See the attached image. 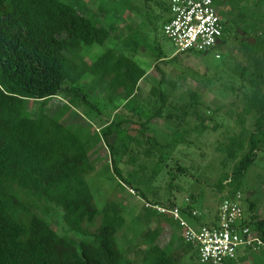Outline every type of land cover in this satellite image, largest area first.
Returning <instances> with one entry per match:
<instances>
[{
	"label": "trees",
	"instance_id": "16d2710c",
	"mask_svg": "<svg viewBox=\"0 0 264 264\" xmlns=\"http://www.w3.org/2000/svg\"><path fill=\"white\" fill-rule=\"evenodd\" d=\"M90 1L93 0H0V264H183L182 259L189 251L199 260L197 251L179 231L181 247L174 246L175 240L166 246L156 242L165 223L179 226L169 214L159 213L155 208L145 209L146 222L156 218V228L146 233V248L138 250L134 258L129 257L118 240L126 222L123 205L108 200L100 208L95 203L87 179L95 169L94 152L82 132L73 129L72 122H65V116L82 108L87 111L84 114L87 118L94 117V112L102 118L104 109L109 112L112 109L114 116L99 130V141H104L110 157L117 153L111 158L116 177L124 186L139 191L151 205L182 206L183 215L192 220L191 210L198 209L195 202L190 199L184 207L185 201L179 203L173 191H169L167 199H149L143 189L148 178H140L135 171L124 174L120 164L127 157L128 164L137 165L144 152L139 142L130 147L136 140L128 133L132 131L129 127L138 124L143 130H139L142 140L146 136L149 145L154 141L151 152L160 164L168 165L172 150L190 142L185 137L189 131L185 126L191 111L198 112L200 102L173 104L162 88L163 78L150 92L155 102H161L159 107L149 110L151 103L143 106L135 103L139 84L147 74L135 60L139 33L128 25L114 34L119 19L112 26L104 22L113 16L124 17L130 1L96 0L95 12L86 14L84 9ZM168 1V4L156 1L162 14L157 13L153 21L163 25L168 21L171 0ZM244 1L248 3V0H216L224 20V35L216 48L226 45L227 34L234 30L245 54L237 71L244 101L239 120L245 115H257L254 130L247 132L248 136L231 138L220 147L226 153L225 161L234 162L232 172L221 174L216 184L219 192L225 186L230 190L223 200L242 191L248 171L264 150V13L256 11L264 0H255L256 10L252 12ZM111 39L121 41L123 48L110 47L92 62L82 55L84 47L103 45ZM202 53L206 52H179L170 61L178 60L180 55ZM160 60L162 55L157 58ZM87 77H91L90 81L82 84ZM167 83L173 85L171 80ZM196 95L194 92L192 97ZM59 96L69 98L65 100L63 115L42 109L32 116L29 108L32 101L44 106ZM120 100L124 102L120 109L126 112L115 108ZM166 106L180 108L179 114H165ZM163 117L173 124L170 125L173 136L166 143L147 132L150 122ZM195 117H200V125L207 129V118L200 114ZM115 134L126 135L118 147L109 140ZM176 167L177 172L170 173L171 190H181L175 182L180 174H185L180 163ZM155 173L158 175L160 168ZM241 203L243 224L263 244L257 250L245 249L244 254L227 264H264V216L256 212L247 216L254 208L249 196L243 195ZM55 215L59 216L63 232L50 221ZM98 219L100 224L93 228ZM196 219L204 220L202 216Z\"/></svg>",
	"mask_w": 264,
	"mask_h": 264
},
{
	"label": "rangeland",
	"instance_id": "374dc122",
	"mask_svg": "<svg viewBox=\"0 0 264 264\" xmlns=\"http://www.w3.org/2000/svg\"><path fill=\"white\" fill-rule=\"evenodd\" d=\"M129 10L126 11L124 17L113 16L107 18L104 22L108 26H112L114 21L119 19L116 25L115 33L119 28L132 25L133 29L139 33L137 40L139 42V51L135 55L137 63L147 70V75L140 82V92L137 95L136 101L140 106L151 103V107H159L161 102H155L153 95L150 97L151 88L158 86L163 81L162 88L169 94L170 102L173 104H184L198 100V112L191 111L188 118L186 128L189 130L185 133L188 141L187 144H179L169 154L171 158L168 165L160 164L158 157L152 150L155 143L149 145L146 136L141 137L140 127L138 124L130 125L133 134L134 147L138 142L139 147L143 148V154L138 158L137 165L128 164L127 157L120 164L124 174L128 171H135L140 173V178L147 177L146 187H143L149 199L161 198L167 199L169 191L176 195L178 202L182 203L186 198L191 199L198 206V210L202 213V217L207 223L214 220L218 212V207L223 198L229 193L228 186L222 192L216 188L217 181L221 174H230L233 170L234 162H227L226 153L220 150L221 146L228 144L231 138H240L247 135V132L254 130V121L257 115H245L239 120V113L243 112L244 106L243 91L240 90L242 84L237 71L240 70L245 54L240 45V41L235 37V31L231 30L228 36V43L223 47L214 48L204 55L186 54L180 55L178 60L171 62L170 59L175 56L178 51L175 45L166 37L163 31V24L153 21L157 13L162 14V11L155 5L157 0H129ZM162 1V0H159ZM168 4V0H163ZM255 0H248L243 4L248 5L250 12L256 10ZM98 2L93 0L84 9L86 14H93L96 10ZM257 12L264 13V5ZM237 12L234 13L235 22ZM156 26V28L154 27ZM238 26V25H237ZM121 28V29H122ZM237 32V31H236ZM123 48L121 41L111 39L101 44H93L84 47L82 55L90 62L96 60L108 48ZM162 55L163 60L157 61V58ZM237 69V70H236ZM91 77H87L82 81V84L89 82ZM168 80L176 82V86L172 88ZM235 88V91L232 89ZM196 93L193 98L192 94ZM198 96V97H197ZM69 98L59 96L58 98L50 99L44 106L39 101H32L29 104L32 116L35 117L40 110L45 112L63 115L65 111V102ZM151 101H150V100ZM66 100V101H65ZM101 107V103L98 102ZM123 101H117L115 108L119 112H126L120 109ZM134 105V102L131 106ZM165 114L173 113L179 114L180 108H173L166 106ZM77 111V110H76ZM87 112V111H86ZM84 109H78L76 112H71L70 115L65 116V122L71 123L73 129H79L83 137L90 142L92 158L95 169L87 175L90 182L92 192L96 199L95 203L102 208L108 200L115 201L123 205V216L125 218V227L119 233L120 247L128 254L129 257L134 258L138 250L145 249L146 233L156 228V218H152L146 222L145 209H150V200L144 199L140 192L134 188L124 186L116 177L112 170L110 152L105 146L104 141L100 140V129L102 126L113 118L114 113L112 109L105 110L102 118L94 112V117H86ZM200 114L202 118H207V129L200 125V117L196 119V115ZM80 115V116H79ZM90 118V119H89ZM137 120V116H133ZM243 122V123H242ZM165 117L154 120L149 123L148 133L157 136L161 143H166L172 138L171 126ZM132 126V127H131ZM96 130L99 132H96ZM141 132H140V131ZM180 133L182 131L179 129ZM126 134V133H124ZM117 134L110 137L111 143L116 147L123 141L124 136ZM179 134V133H178ZM142 140V141H141ZM161 149H158L160 151ZM118 157V156H116ZM130 163V162H129ZM176 163H180L185 168V174H180L176 179L175 184L180 186V189H170V173L177 172ZM157 168H160V173L157 175ZM152 175H149L151 174ZM175 185V186H176ZM242 194L251 198L254 204L252 211H248L247 216L254 212L264 216V150L258 153L254 165L247 173L246 180L242 189ZM247 210V207L245 206ZM210 220V221H209ZM55 229L63 232V226L59 223V216L55 215L51 220ZM100 219L95 222V227L100 224ZM165 223L157 243L161 246H166L172 240L176 243L174 246L181 243L179 233L181 229ZM178 247H181L178 245ZM244 254V250L238 252V257ZM198 259L196 255L189 251L182 259L183 264H197ZM250 263V262H249ZM241 263V264H249Z\"/></svg>",
	"mask_w": 264,
	"mask_h": 264
},
{
	"label": "built area",
	"instance_id": "2783aa9c",
	"mask_svg": "<svg viewBox=\"0 0 264 264\" xmlns=\"http://www.w3.org/2000/svg\"><path fill=\"white\" fill-rule=\"evenodd\" d=\"M166 37L179 52H208L218 46L224 35V20L216 0H171L169 19L163 25ZM243 195L237 192L225 198L210 223L196 218L198 209L191 210L192 220L183 215L182 206L172 208L151 205L159 213L169 214L181 229L187 244L193 246L202 264H227L238 258L245 249L257 250L262 241L243 224ZM190 199H185L186 207Z\"/></svg>",
	"mask_w": 264,
	"mask_h": 264
},
{
	"label": "crops",
	"instance_id": "0c3cea01",
	"mask_svg": "<svg viewBox=\"0 0 264 264\" xmlns=\"http://www.w3.org/2000/svg\"><path fill=\"white\" fill-rule=\"evenodd\" d=\"M147 71V70H146ZM147 75V74H146ZM171 81H173V80H171ZM175 82L173 81V85H171L170 83H169V85L172 87V88H174V86H175ZM205 222H207L206 220H204ZM210 221V220H209Z\"/></svg>",
	"mask_w": 264,
	"mask_h": 264
}]
</instances>
